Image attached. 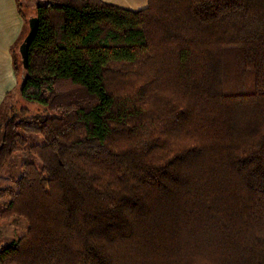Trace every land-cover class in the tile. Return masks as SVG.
Wrapping results in <instances>:
<instances>
[{"label": "trees", "instance_id": "1", "mask_svg": "<svg viewBox=\"0 0 264 264\" xmlns=\"http://www.w3.org/2000/svg\"><path fill=\"white\" fill-rule=\"evenodd\" d=\"M35 1L0 264H264V0Z\"/></svg>", "mask_w": 264, "mask_h": 264}, {"label": "crops", "instance_id": "2", "mask_svg": "<svg viewBox=\"0 0 264 264\" xmlns=\"http://www.w3.org/2000/svg\"><path fill=\"white\" fill-rule=\"evenodd\" d=\"M129 11L145 9L147 0H101ZM27 26L20 16L17 0H0V111L11 94L15 95L18 79L13 69V51L22 42Z\"/></svg>", "mask_w": 264, "mask_h": 264}, {"label": "rangeland", "instance_id": "3", "mask_svg": "<svg viewBox=\"0 0 264 264\" xmlns=\"http://www.w3.org/2000/svg\"><path fill=\"white\" fill-rule=\"evenodd\" d=\"M19 4L23 7V10L25 11V14L27 16H30L33 14V9L36 6L35 0H19ZM28 27V25H27ZM18 98L15 97V95L12 97L11 94L7 97V100L4 104H2V108L0 111V126H3L8 118V106L9 105H15L16 108H20L19 106H26V104L19 102ZM31 112L37 113L38 111L42 110V106L37 103H32L28 105ZM17 114V109L15 111V114ZM35 139H32V137L25 136L24 139H26V146H24L22 152H18L16 154H13L12 158L10 159L8 165L4 167L2 173L0 174V189L9 188L13 191L16 190V186L14 185V180L17 179L21 174V166L27 162H34L37 163L36 159L30 156L28 154V148L39 143L41 137L37 136L34 137ZM9 201V197L1 198L0 199V213L3 211L4 207L6 206ZM26 231V224L25 221L20 217H10L6 219L0 218V249L6 245H10L11 242L16 241L19 237L24 235Z\"/></svg>", "mask_w": 264, "mask_h": 264}, {"label": "water", "instance_id": "4", "mask_svg": "<svg viewBox=\"0 0 264 264\" xmlns=\"http://www.w3.org/2000/svg\"><path fill=\"white\" fill-rule=\"evenodd\" d=\"M36 23H37V20L35 17H31L28 19V31L24 37L23 40H21L22 42L20 43L19 47H18V52H19V55H20V59H21V63H22V66L24 68L27 67V64H28V46H29V43L32 39V37L34 36L35 34V31H36Z\"/></svg>", "mask_w": 264, "mask_h": 264}]
</instances>
